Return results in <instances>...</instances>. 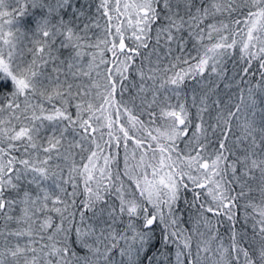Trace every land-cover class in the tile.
I'll return each mask as SVG.
<instances>
[{
    "label": "snow or ice",
    "instance_id": "snow-or-ice-1",
    "mask_svg": "<svg viewBox=\"0 0 264 264\" xmlns=\"http://www.w3.org/2000/svg\"><path fill=\"white\" fill-rule=\"evenodd\" d=\"M0 264H264V0H0Z\"/></svg>",
    "mask_w": 264,
    "mask_h": 264
},
{
    "label": "trees",
    "instance_id": "trees-1",
    "mask_svg": "<svg viewBox=\"0 0 264 264\" xmlns=\"http://www.w3.org/2000/svg\"><path fill=\"white\" fill-rule=\"evenodd\" d=\"M186 196H187V198L190 200L192 197H191V193L189 192V193H186ZM183 206V205H182ZM221 230H223V229H221Z\"/></svg>",
    "mask_w": 264,
    "mask_h": 264
}]
</instances>
